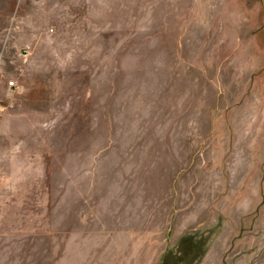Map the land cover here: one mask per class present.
Segmentation results:
<instances>
[{
    "label": "rangeland",
    "instance_id": "374dc122",
    "mask_svg": "<svg viewBox=\"0 0 264 264\" xmlns=\"http://www.w3.org/2000/svg\"><path fill=\"white\" fill-rule=\"evenodd\" d=\"M0 264H264V0H0Z\"/></svg>",
    "mask_w": 264,
    "mask_h": 264
},
{
    "label": "built area",
    "instance_id": "2783aa9c",
    "mask_svg": "<svg viewBox=\"0 0 264 264\" xmlns=\"http://www.w3.org/2000/svg\"><path fill=\"white\" fill-rule=\"evenodd\" d=\"M8 85L10 88H14L16 86V83H15V81L10 80V81H8Z\"/></svg>",
    "mask_w": 264,
    "mask_h": 264
},
{
    "label": "flooded vegetation",
    "instance_id": "af4514ba",
    "mask_svg": "<svg viewBox=\"0 0 264 264\" xmlns=\"http://www.w3.org/2000/svg\"><path fill=\"white\" fill-rule=\"evenodd\" d=\"M260 6V5H259ZM262 6H263V4H262Z\"/></svg>",
    "mask_w": 264,
    "mask_h": 264
}]
</instances>
